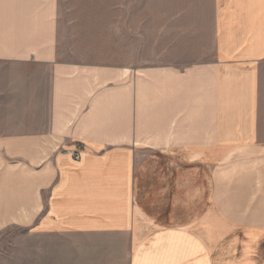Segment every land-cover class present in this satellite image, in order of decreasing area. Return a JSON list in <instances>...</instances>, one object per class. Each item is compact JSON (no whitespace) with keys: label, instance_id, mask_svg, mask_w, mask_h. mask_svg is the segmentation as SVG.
I'll list each match as a JSON object with an SVG mask.
<instances>
[{"label":"crops","instance_id":"obj_1","mask_svg":"<svg viewBox=\"0 0 264 264\" xmlns=\"http://www.w3.org/2000/svg\"><path fill=\"white\" fill-rule=\"evenodd\" d=\"M194 1L197 63L142 74L0 0V264H264V0Z\"/></svg>","mask_w":264,"mask_h":264},{"label":"rangeland","instance_id":"obj_2","mask_svg":"<svg viewBox=\"0 0 264 264\" xmlns=\"http://www.w3.org/2000/svg\"><path fill=\"white\" fill-rule=\"evenodd\" d=\"M61 58L93 63L196 64L200 56V4L194 0H59ZM79 147V146H78ZM28 229L9 227L0 245L36 243ZM0 248L3 254H19ZM1 259H3L1 257Z\"/></svg>","mask_w":264,"mask_h":264},{"label":"built area","instance_id":"obj_3","mask_svg":"<svg viewBox=\"0 0 264 264\" xmlns=\"http://www.w3.org/2000/svg\"><path fill=\"white\" fill-rule=\"evenodd\" d=\"M81 147H77L76 150L74 151V157L75 159H79L81 157Z\"/></svg>","mask_w":264,"mask_h":264}]
</instances>
